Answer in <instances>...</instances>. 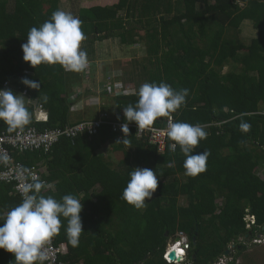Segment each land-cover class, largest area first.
Returning a JSON list of instances; mask_svg holds the SVG:
<instances>
[{
	"label": "trees",
	"instance_id": "1",
	"mask_svg": "<svg viewBox=\"0 0 264 264\" xmlns=\"http://www.w3.org/2000/svg\"><path fill=\"white\" fill-rule=\"evenodd\" d=\"M10 1L0 0V89L7 82L27 89L28 98L49 114L48 122H36L34 106L26 105L32 119L22 129H65L96 121L98 113L78 119L72 109L104 95L108 103L92 107L98 104L99 112L118 123L138 126L125 120L123 108L136 104L145 79L189 90L184 106L145 127L164 128L172 119L198 123L208 133L195 149L210 152L206 170L196 176L185 175L178 145L175 152L168 148L160 154L135 129L126 135L110 124L94 136L64 137L49 154L18 156L26 166L46 165L43 178L52 188H45L43 195L59 200L73 194L82 200L85 232L79 246L67 242L66 220L52 237L67 248L62 262L168 264L164 254L178 232L190 239L193 264H213L227 252L239 262L248 243L264 235V0H120L114 6L81 9L78 17L87 38L80 47L88 61H95L96 43L110 39H119L123 46L140 45L147 56L142 71L134 70L125 81L135 84V94L96 95L85 85L76 99L71 98L75 89L90 78L84 71L67 73L59 64L34 68L23 60L21 47L30 28L48 20L61 0H14L11 10ZM246 21L257 31L249 41L242 32ZM23 78L41 82L40 89L26 87ZM242 123L250 128L242 130ZM5 130L8 126L0 121V133ZM124 137L128 143H122ZM138 167L159 177L156 192L141 209L122 199L129 172ZM21 201L13 185L0 184V216ZM248 215L255 217L251 228ZM0 264H15L14 254L0 249Z\"/></svg>",
	"mask_w": 264,
	"mask_h": 264
},
{
	"label": "clouds",
	"instance_id": "2",
	"mask_svg": "<svg viewBox=\"0 0 264 264\" xmlns=\"http://www.w3.org/2000/svg\"><path fill=\"white\" fill-rule=\"evenodd\" d=\"M82 24L83 21L72 12L57 9L48 20L30 28L27 42L21 45L23 60L34 68L41 64H59L67 73L83 72L89 61L86 51L80 47L81 42L87 38ZM21 82L30 89L39 90L41 87V82L28 78H23ZM12 87L22 88H15L13 84ZM137 95L139 99L136 104L123 108V114L127 122H135L139 128L152 125L158 118L166 117L184 106L189 90H176L168 83L152 82L142 84ZM43 100L47 102L48 97L45 95ZM31 119L32 114L26 107L23 94H17L5 87L0 89V121L8 126L9 131L24 128ZM249 128V124H241L242 130L247 131ZM121 130L123 133L125 130L129 131L128 123H124ZM167 136L174 141L171 148L174 150L178 145L185 157V175L196 176L206 170L210 152L204 150L195 153L200 141L208 136L202 125L170 122ZM122 143H128V140L124 137ZM129 177L122 199L136 209L146 207V199L151 200L157 190L159 177L154 170L139 167L130 171ZM45 187V182L38 179L27 184L23 189L21 203L12 207L6 216H0V249L13 253L15 264H45L49 260L46 245L59 233L62 220L67 221L65 234L72 247L79 246L80 237L85 232L80 215L83 209L82 200L73 194L64 195L59 200L51 195L45 196L42 194ZM246 221L248 228L255 225L254 216L248 215ZM177 235L169 241L167 249ZM255 240L263 241L264 235H259ZM255 240L253 244L257 245Z\"/></svg>",
	"mask_w": 264,
	"mask_h": 264
},
{
	"label": "built area",
	"instance_id": "3",
	"mask_svg": "<svg viewBox=\"0 0 264 264\" xmlns=\"http://www.w3.org/2000/svg\"><path fill=\"white\" fill-rule=\"evenodd\" d=\"M89 68V65L88 67ZM87 70V69H86ZM68 71V70H67ZM72 73V71H69ZM116 79V78H115ZM113 84L104 86V91L110 96H116L119 94L131 95L134 94L131 89H124V84L121 80H114ZM5 89H11L17 94H23L27 99V106H34L35 108V120L36 122H48V112L43 107L42 104L35 101L32 102L31 98H28V90L19 88L14 89L10 82L5 83ZM75 96L71 98L76 99L81 92H76ZM82 105V106H81ZM85 105L84 101H80L73 109L72 113L77 114L83 111ZM170 122H174L172 119L167 121L164 128L157 127H139L128 125L129 131L125 130L126 135L129 134L130 130L135 129L137 132V137L141 140H145L150 145L157 147L160 154H165L166 151L171 149V145L174 141H171L167 136V130ZM112 125L114 130H118L123 125L113 120L108 113H102L96 121H86L82 122L65 129H53L40 131L36 126L29 129H16L13 131L5 130L0 133V184L6 183L14 186L16 195L22 197L24 187L32 183L34 180L38 179L45 182L46 189L52 188L48 184L43 176L46 173V165L43 163H38L32 166H26L24 162L18 160V156L25 155L27 153H33L36 151H42L44 154H49L52 152L54 146L62 139L69 138L71 140H76L80 135L87 134L88 136L97 135L99 130L104 125ZM176 238L179 240L177 241ZM173 240V245L167 249L164 254V259L169 264H193L189 261V248L190 241L184 232L178 233L177 237ZM264 240H255V243L261 244ZM49 260L45 264H64L61 260V256L67 252L65 245H57L53 238L46 245ZM172 251H177V256L181 257V262L173 261L170 259V254ZM187 252V253H185ZM181 253V254H180ZM221 260L231 261L232 264L235 262L233 256L225 255L217 262L213 264H227L220 262Z\"/></svg>",
	"mask_w": 264,
	"mask_h": 264
},
{
	"label": "rangeland",
	"instance_id": "4",
	"mask_svg": "<svg viewBox=\"0 0 264 264\" xmlns=\"http://www.w3.org/2000/svg\"><path fill=\"white\" fill-rule=\"evenodd\" d=\"M243 29V38L245 36L246 41H249L251 40V38H255L257 36V31H255L253 27V22L246 21L244 23ZM95 50V60L97 61H89L90 67L87 68V70H84V74H82L85 77L90 78L85 84H83L84 86L80 85L77 89H75V93L81 92L83 94L86 90L85 85L89 86L88 89H91V92L96 95H101L102 93H105V85L108 84L107 86H109L113 84L112 82L114 80H121L122 83L125 82L127 80V77H129V73L131 75V72H133L134 70L136 72H141L143 69V61L146 59L147 56L142 46H123L121 45L119 39H110L103 43H96ZM97 54L99 55V59H97ZM94 64L100 65V69H95V71H93V68H95ZM144 83H146L145 79H143L142 83L140 84L142 85ZM131 84L135 86V84ZM99 91L101 94L99 93ZM75 93L73 94V96L76 95ZM108 100L109 98L105 95L99 98L98 101L92 99L88 100L86 101V104L89 103L90 105H86L88 106L86 107V109L84 106L83 111L78 112L77 110V114L74 115L78 116V119H86V116L92 117L94 113H98L100 117V115L104 112L100 113L97 109V105L107 104ZM31 101L34 102V100L32 99ZM95 102H97L98 104H96L95 107H92V103ZM113 156L115 157L116 155ZM181 204L186 205L185 198L181 200ZM239 262L240 264H264V243L262 242L261 245H254L252 241L249 242L248 248L239 258Z\"/></svg>",
	"mask_w": 264,
	"mask_h": 264
},
{
	"label": "crops",
	"instance_id": "5",
	"mask_svg": "<svg viewBox=\"0 0 264 264\" xmlns=\"http://www.w3.org/2000/svg\"><path fill=\"white\" fill-rule=\"evenodd\" d=\"M119 1L120 0H61L60 9L65 10V11H70L75 16L78 17L79 11L81 9H90V8H94V7L114 6V5L118 4ZM13 7H14V0H11L10 1V10L13 9ZM244 38H245V36H244ZM95 58H96V56H95ZM97 59H99V55L98 54H97ZM95 61H97V60H95ZM94 66H95V68H93V71H95V69H97V70L100 69V65L94 64ZM123 83H124V85L127 84L128 86H130L131 91L134 94L136 93V90H135L136 86H133L132 84L126 83V82H123ZM99 98H101V97H99ZM112 155L113 154H111L110 156L112 157Z\"/></svg>",
	"mask_w": 264,
	"mask_h": 264
},
{
	"label": "water",
	"instance_id": "6",
	"mask_svg": "<svg viewBox=\"0 0 264 264\" xmlns=\"http://www.w3.org/2000/svg\"><path fill=\"white\" fill-rule=\"evenodd\" d=\"M178 240V239H177ZM228 254V252H227ZM170 259L173 260V261H178V262H181V257H178L177 256V253L176 251H172L171 254H170Z\"/></svg>",
	"mask_w": 264,
	"mask_h": 264
},
{
	"label": "bare ground",
	"instance_id": "7",
	"mask_svg": "<svg viewBox=\"0 0 264 264\" xmlns=\"http://www.w3.org/2000/svg\"><path fill=\"white\" fill-rule=\"evenodd\" d=\"M171 245H173V244H171ZM180 254H181V253H180ZM220 262H224V263H227V264H231V261L221 260ZM217 263H219V262H217Z\"/></svg>",
	"mask_w": 264,
	"mask_h": 264
}]
</instances>
